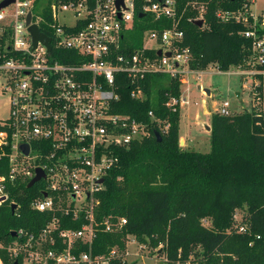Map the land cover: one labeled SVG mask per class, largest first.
I'll list each match as a JSON object with an SVG mask.
<instances>
[{"label":"built area","instance_id":"2783aa9c","mask_svg":"<svg viewBox=\"0 0 264 264\" xmlns=\"http://www.w3.org/2000/svg\"><path fill=\"white\" fill-rule=\"evenodd\" d=\"M118 1L54 4L52 36L41 31L32 0H15L0 10V100L6 99L9 108L8 117H0V161L8 163V172L0 175V199L8 198V189L17 183L28 187L40 169L44 177L33 187L42 197L35 198L31 207L49 215L39 233L19 229L10 233L9 241L0 240V264L4 254L17 264H135L137 259H149L147 246L133 235L127 236L124 250L92 252L100 231L117 233L127 225L126 218H96L97 195L119 165L116 150L150 135L146 124L114 112L120 99L119 80L128 79L131 98L141 100L142 82L149 75L181 78L202 71L191 70V50L182 46L177 0H145L143 15L165 17L173 25L163 32H147L143 47L133 52L123 43L134 27L135 1L122 0L120 5ZM245 1L243 10L220 11L218 17L243 23V35L252 41L251 57L235 73L244 78L245 87L252 80V112L263 100L264 11H253L256 0ZM29 13L32 20L27 24ZM65 13L72 14L73 25L60 23L59 15ZM31 25L50 39V48L43 41L35 46ZM188 104L181 96L171 98L167 106L176 109ZM256 111L263 112L264 118V111ZM218 113L233 114L229 101ZM13 204L17 212L19 205ZM63 217L81 222V227L62 228ZM237 229L245 232L246 227ZM158 258L157 253L152 264L165 260Z\"/></svg>","mask_w":264,"mask_h":264},{"label":"trees","instance_id":"16d2710c","mask_svg":"<svg viewBox=\"0 0 264 264\" xmlns=\"http://www.w3.org/2000/svg\"><path fill=\"white\" fill-rule=\"evenodd\" d=\"M74 1L79 0H32L41 31L53 34L54 4ZM134 1V27L126 32L123 43L128 52L143 47L147 32H163L173 25L171 19L156 20L149 13L140 17L146 1ZM245 3L177 0V23L184 33L182 46L192 53L191 70L206 71L215 66L229 72L251 57L252 41L243 35L245 25L218 17L220 11L243 10ZM201 16L202 27L196 24ZM142 86L144 98L133 99L131 83L121 76L114 112L146 124L150 135L116 150L119 165L97 195L100 205L96 218H126L127 225L117 233L100 231L93 254H106L114 247L124 250L127 236L133 235L147 249L163 245L159 254L166 258L158 264H264L263 112L214 114L210 151L183 150L180 107L167 106L171 98H181V78L149 75ZM155 132L160 133L161 141ZM7 172V160L0 161V175ZM41 197L37 186L28 188L27 183L8 189V198L0 199V240L9 241L10 233L19 229L39 233L49 215L32 209L31 202ZM11 202L19 205L17 212L12 211ZM238 211L244 212L240 222ZM204 220H210L211 226L206 227ZM81 224L63 217L61 227L79 229ZM242 225L245 232L237 229ZM3 258L4 264H16L5 254Z\"/></svg>","mask_w":264,"mask_h":264},{"label":"rangeland","instance_id":"374dc122","mask_svg":"<svg viewBox=\"0 0 264 264\" xmlns=\"http://www.w3.org/2000/svg\"><path fill=\"white\" fill-rule=\"evenodd\" d=\"M1 1V0H0ZM253 11H264V0H256L252 6ZM37 13V10H34ZM60 23L73 25L74 19L71 13L59 15ZM149 45L152 46V43ZM238 72L237 67L229 72H221L215 66H210L206 71L201 73L192 72L185 77H181L182 98L186 99L189 104L183 105L181 112L180 134L191 143L185 145L180 137V146L183 150H193L201 153H207L211 148V119L214 114H218L222 104L229 101L233 113L249 112L253 108V97L251 94L252 80L248 79L245 87L244 78L235 74ZM185 82V83H184ZM264 85V81H263ZM210 91V95L206 93ZM263 100L262 103L254 107L264 111V87L261 89ZM239 95V96H238ZM9 115L8 101L0 100V117L7 118ZM206 126H208L206 128ZM243 211L237 212V220L240 222ZM206 227L211 226L210 220H204ZM162 244L157 248L147 249L146 253L149 259L141 261L135 260V264H152L154 256L161 251ZM166 258L165 254H159L158 259Z\"/></svg>","mask_w":264,"mask_h":264},{"label":"water","instance_id":"95a60500","mask_svg":"<svg viewBox=\"0 0 264 264\" xmlns=\"http://www.w3.org/2000/svg\"><path fill=\"white\" fill-rule=\"evenodd\" d=\"M15 0H2L0 2V10H2L3 8H6L8 7L9 5H11L12 3H14ZM118 4H123V1L122 0H119L118 1ZM144 15H140V17H143ZM32 20V14L29 13L28 17H27V24H30ZM196 24L199 25L200 27L203 26L204 24V21L203 20H198L196 21ZM29 31L31 32L33 38H34V44L36 46L37 42L38 41H43L45 44L48 45V47L50 48V45H49V42H50V39L48 37H46L38 28L37 25H31L30 28H29ZM167 56H170L169 54ZM206 93L208 95H210V91L206 90ZM209 128V127H208ZM210 129V128H209ZM155 136L157 137L158 141H161V135L159 132H155ZM25 151L26 153L28 152V147L25 146ZM44 177L43 175V172L38 169L37 170V176L29 183L28 185V188H32L38 181H40L42 178ZM46 197V195H44ZM5 200V197H3L1 199V201H4ZM16 209V205L13 204L12 205V211L14 212ZM12 236L15 237L16 236V233H12ZM17 264V263H16Z\"/></svg>","mask_w":264,"mask_h":264},{"label":"crops","instance_id":"0c3cea01","mask_svg":"<svg viewBox=\"0 0 264 264\" xmlns=\"http://www.w3.org/2000/svg\"><path fill=\"white\" fill-rule=\"evenodd\" d=\"M239 96V95H238ZM181 110H182V107H181ZM208 126H206L207 128ZM180 137L182 138V141L185 143V145L191 143L189 140H187L186 138L182 137L181 134H180Z\"/></svg>","mask_w":264,"mask_h":264}]
</instances>
